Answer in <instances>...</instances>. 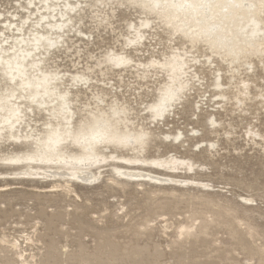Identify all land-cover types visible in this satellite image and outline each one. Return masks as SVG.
Instances as JSON below:
<instances>
[{"label":"bare ground","instance_id":"bare-ground-1","mask_svg":"<svg viewBox=\"0 0 264 264\" xmlns=\"http://www.w3.org/2000/svg\"><path fill=\"white\" fill-rule=\"evenodd\" d=\"M9 4V8L0 9L1 190L17 182H46L50 189H61L68 195L76 182L93 185L106 172L107 180L117 184L149 182L210 190L213 185L208 180L183 175L205 166L199 157L174 150L146 153V148L156 135L154 127L202 84L196 67L201 63L211 67L216 57L228 63V79L236 85L226 86L221 70L214 68L211 93L199 88L202 99L193 107L206 100L213 102L212 109L229 103L231 111L244 112L248 101L259 98L254 103L256 109L264 108V89L251 92L252 83L236 76L242 68L252 70L254 58L264 66V0H9ZM132 4L141 9L139 23H129L130 35L124 36L118 50L106 49L83 70L62 69L58 61L72 50L70 42L94 39L93 32L81 27L86 9L99 29L112 24L116 6ZM150 13L157 18L165 16L164 22L173 27L171 35L182 34L190 45H173L172 53L164 59L152 55L147 62L142 61L146 43L151 44L154 38L148 32L156 23ZM199 44L210 51L203 54V59L192 54ZM76 52L80 55L82 50ZM78 64L75 61L73 66ZM97 70L104 77L111 73L120 80L125 73L135 72L137 77L152 78L158 85L148 91L153 95L150 100H143L142 89L126 100L119 97L120 86L98 77ZM81 96L86 100L81 101ZM219 123L212 113L208 114L209 129L217 133ZM197 132L192 127L189 136L195 138ZM183 133L177 129L160 135L163 142L183 146ZM245 136L253 141L264 138L252 122ZM192 146L191 152L212 155L218 143L201 138ZM240 197L253 204V198ZM195 223L194 218L180 224L176 236L190 233ZM37 230L21 231L18 236L0 233V263H35L31 260L34 254L27 253L26 247L40 240L35 237ZM56 244L52 241L47 245L45 260L69 264V259L59 257L62 244ZM83 254L81 249L76 264H90V255L83 258Z\"/></svg>","mask_w":264,"mask_h":264},{"label":"rangeland","instance_id":"rangeland-1","mask_svg":"<svg viewBox=\"0 0 264 264\" xmlns=\"http://www.w3.org/2000/svg\"><path fill=\"white\" fill-rule=\"evenodd\" d=\"M0 5L1 10L5 6L9 8V0H0ZM114 9L112 24H104L99 29L91 19L90 10L86 9L81 27L93 32L94 39L70 42L72 50L58 61L62 69L83 70L86 64L95 63L106 49L121 47L124 36L130 35L129 23H139L141 9L134 4ZM148 15L156 19V23L148 31L154 38L152 45L146 43L142 61L147 62L152 55L164 59L172 53L173 45L180 46L183 42L190 45L182 34L171 35L173 27L164 22L165 16ZM77 49L82 50L80 55L76 54ZM192 51L201 59L204 53H210L204 44ZM75 61L79 62L77 67L73 66ZM253 62L252 70L242 68L236 76L237 80L248 79L252 83L251 92H256L264 89V66L256 58ZM214 68L221 70L225 85H236L233 79H228L231 71L221 58L216 57L211 67L198 65L196 72L202 84L154 127L156 135L146 148V153L174 150L178 154L192 153L199 157L205 169L196 168L193 174L183 175L208 180L213 185L210 190L157 186L149 182L117 184L107 180L109 172L93 185L76 182L68 195L61 189H50L46 182H17L3 190L0 188V200H3L0 233L18 236L21 231L30 232L37 227L35 237L40 240L26 247L27 253L34 254L32 264H62L45 260L47 245L52 241L58 243L57 247L62 244L58 248L59 257L69 259V264H76L74 260L79 258L81 249L83 258L90 255V264H264V138L256 137L253 141L245 136L250 122L264 134V108L256 109L254 103L259 98L248 101L244 112L231 111L229 103L224 108L212 109L213 102L206 100L198 108L193 107L195 101L202 99L198 96L199 88L211 93ZM95 74L104 77L98 70ZM137 76L135 72L125 73L120 80L108 73L104 78L120 86L123 93L119 94L120 98H133L135 94L131 93L142 89L143 100H150L153 95L148 91L155 90L157 81ZM85 100L86 97L81 96V101ZM210 113L220 122L217 133L207 125ZM192 127L198 130L195 138L189 136ZM177 129L184 132L183 146L163 142L162 131ZM226 130L231 134H224ZM201 138L217 141L212 155L190 151L193 143ZM240 196L253 198V204L241 200ZM59 213L64 215L59 217ZM194 218L196 223L190 233L177 237V227Z\"/></svg>","mask_w":264,"mask_h":264}]
</instances>
